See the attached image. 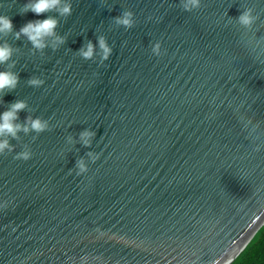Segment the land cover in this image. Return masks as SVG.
I'll list each match as a JSON object with an SVG mask.
<instances>
[{
  "label": "water",
  "instance_id": "1",
  "mask_svg": "<svg viewBox=\"0 0 264 264\" xmlns=\"http://www.w3.org/2000/svg\"><path fill=\"white\" fill-rule=\"evenodd\" d=\"M24 3L0 0L16 30L57 15L21 14ZM71 3L58 49L3 37L20 83L0 111L25 99L20 120L50 128L0 154V264L233 263L264 226V44L251 40H264V0H200L191 11L182 0ZM248 8L251 32L235 21ZM129 10L133 27L116 25ZM100 35L107 61L99 49L78 55ZM33 76L44 84L30 86ZM85 129L96 132L90 146ZM25 147L30 159H17ZM81 158L89 168L77 175Z\"/></svg>",
  "mask_w": 264,
  "mask_h": 264
},
{
  "label": "clouds",
  "instance_id": "2",
  "mask_svg": "<svg viewBox=\"0 0 264 264\" xmlns=\"http://www.w3.org/2000/svg\"><path fill=\"white\" fill-rule=\"evenodd\" d=\"M182 4L185 11H191L199 7L200 0H182ZM29 11L37 17L52 12L57 13V15H46L44 18L29 20L19 30H16L12 17L7 14H0V66L6 65L5 68H0V101L4 104V96L18 87L20 74L14 70L16 61L13 56L17 52V48L6 39H3V37L9 34H14L16 40L24 37L30 42L34 51L43 52L48 47L53 50L58 49L67 39L66 36L60 35L57 31L60 17L70 16L73 12V6L71 0H26V3L20 9V13L25 14ZM134 17V12L129 10L116 16L114 21L116 25L130 29L135 24ZM257 20L258 16L254 14L251 8L243 10L238 17H235L236 23L249 32L253 30ZM251 40L255 42V47H260L261 44H264V40L257 38L255 34H253ZM97 49L100 50L99 59L101 64L107 61L113 52V47L109 44L107 37L100 35L97 41H88L79 50L78 55L85 60H91L95 57ZM152 52L157 56L160 55L161 43L159 41L152 46ZM27 83L33 87H40L44 84V80L38 76H33ZM28 108L29 105L25 99H17L15 102L7 104L3 111H0V154L6 151H15L16 145L11 141L13 139L18 140L21 133L34 132L39 134L49 130V120L40 116L29 115L23 121L20 120V113ZM247 124H252V120L249 119ZM95 135L96 132L94 130L85 129L80 133V139L86 146H90ZM69 139L71 140V137ZM260 147V145H257L256 150L259 151ZM31 155V150L25 147L22 151L16 153V158L28 160ZM88 156L94 162L99 159L100 153L89 152ZM88 168L86 160L81 158L76 164V174H84L88 171ZM83 259L86 261L87 257ZM224 264H232V260L225 259Z\"/></svg>",
  "mask_w": 264,
  "mask_h": 264
},
{
  "label": "trees",
  "instance_id": "3",
  "mask_svg": "<svg viewBox=\"0 0 264 264\" xmlns=\"http://www.w3.org/2000/svg\"><path fill=\"white\" fill-rule=\"evenodd\" d=\"M232 264H264V226Z\"/></svg>",
  "mask_w": 264,
  "mask_h": 264
}]
</instances>
